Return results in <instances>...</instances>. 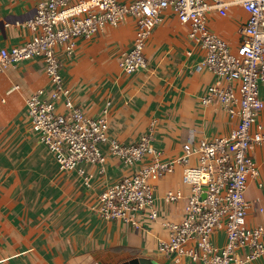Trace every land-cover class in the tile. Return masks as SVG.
I'll use <instances>...</instances> for the list:
<instances>
[{"label":"crops","instance_id":"1","mask_svg":"<svg viewBox=\"0 0 264 264\" xmlns=\"http://www.w3.org/2000/svg\"><path fill=\"white\" fill-rule=\"evenodd\" d=\"M40 1L0 0V48L32 38L28 21ZM223 1L226 14L211 6L206 13L208 26L236 49L248 13L234 0ZM136 30V19L127 16L93 37L77 38L72 55L62 45L57 47L64 84L74 104L94 118L108 107L109 140L131 144L149 134L163 160L181 155L187 142L230 134L238 116H231L220 103L201 102L217 77L210 70H197L205 53L190 37V24L172 9L165 10L146 41V66L128 74L120 59L131 49ZM40 89V97L49 99L52 83L42 57L0 71V264H204L187 254L176 260V254L159 250L160 242L169 236L166 221L185 217L191 189L183 181L184 165L154 182L157 218L144 210L135 227L101 217L96 210L100 194L149 159L127 165L109 151L107 142L101 145L103 163L80 164L91 177L90 185L78 169L61 170L31 127L27 99ZM260 96L264 100V83ZM56 107L60 113L67 111L63 99ZM257 120L264 126V109ZM251 155L259 175L249 180L245 193L250 203L247 224L264 226V145L255 146ZM195 162L192 157L191 163ZM168 190H182L184 197L166 202ZM211 239L221 247L226 233L218 229ZM194 246L195 241H189L188 247ZM244 253L239 251L241 256ZM246 264H264V255Z\"/></svg>","mask_w":264,"mask_h":264},{"label":"built area","instance_id":"2","mask_svg":"<svg viewBox=\"0 0 264 264\" xmlns=\"http://www.w3.org/2000/svg\"><path fill=\"white\" fill-rule=\"evenodd\" d=\"M211 1L42 0L28 21L34 33L32 38L20 45L0 48V71L34 57L44 59L52 83L50 98H41L40 89L27 99V107L32 130L54 154L61 170L78 169L90 185L91 177L80 164L103 163L101 145L107 142L109 151L127 165L149 159L133 175L100 194L96 210L101 217L121 219L135 227H139V214L144 210L148 209L150 218H157L154 182L181 164L183 181L190 186L191 194L185 204L184 219L166 221L169 236L160 242L159 250L176 254V260L187 254L204 264H246L264 255V226L247 224L250 203L245 195L249 180L259 175L251 151L264 145V126L257 120L264 109L260 96V85L264 83V0H234L248 13L236 49L210 30L208 9L215 5L226 14L227 8L223 0ZM167 9L190 24V37L204 50L197 70H210L217 77L207 87L201 102L220 103L231 116L239 118L230 134L195 144L187 142L183 153L171 160L161 159L162 152L154 147L149 134L131 144L109 140L108 107L94 118L74 104L71 91L64 84L57 54L59 45L68 55L74 54L77 38L93 37L104 26L118 25L132 16L137 23L135 39L131 49L123 52L120 65L126 73H133L146 66V41ZM62 99L65 113L58 112L56 107ZM192 157H196L195 163H191ZM183 197L182 190H168L163 199L176 202ZM218 229L226 233V243L221 247L211 239ZM192 240L195 246L188 247ZM242 249L245 253L241 256Z\"/></svg>","mask_w":264,"mask_h":264},{"label":"rangeland","instance_id":"3","mask_svg":"<svg viewBox=\"0 0 264 264\" xmlns=\"http://www.w3.org/2000/svg\"><path fill=\"white\" fill-rule=\"evenodd\" d=\"M44 147L49 151V152H51L45 145H44ZM52 153V152H51ZM53 154V153H52Z\"/></svg>","mask_w":264,"mask_h":264},{"label":"water","instance_id":"4","mask_svg":"<svg viewBox=\"0 0 264 264\" xmlns=\"http://www.w3.org/2000/svg\"><path fill=\"white\" fill-rule=\"evenodd\" d=\"M205 195H203V197H204ZM132 264H136V262L134 261V262H132Z\"/></svg>","mask_w":264,"mask_h":264}]
</instances>
